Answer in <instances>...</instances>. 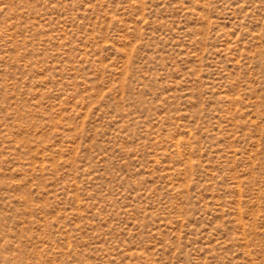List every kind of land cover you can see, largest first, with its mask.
I'll use <instances>...</instances> for the list:
<instances>
[{
  "label": "rangeland",
  "instance_id": "rangeland-1",
  "mask_svg": "<svg viewBox=\"0 0 264 264\" xmlns=\"http://www.w3.org/2000/svg\"><path fill=\"white\" fill-rule=\"evenodd\" d=\"M0 264H264V0H0Z\"/></svg>",
  "mask_w": 264,
  "mask_h": 264
}]
</instances>
